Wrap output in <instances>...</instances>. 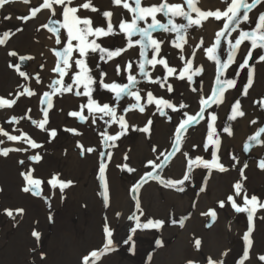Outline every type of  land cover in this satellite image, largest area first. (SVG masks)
<instances>
[{"label": "rangeland", "instance_id": "1", "mask_svg": "<svg viewBox=\"0 0 264 264\" xmlns=\"http://www.w3.org/2000/svg\"><path fill=\"white\" fill-rule=\"evenodd\" d=\"M81 2L82 0H74V5ZM158 2L159 0H143L145 5ZM169 2L181 3L182 0H169ZM36 3L31 1V5H26L22 0H15L11 3L12 5L8 4L0 9V36L5 31L12 34L7 44L0 46V97L14 98L10 97L9 94L22 90L18 88V85L21 84L32 88L38 94L31 97L22 96L11 109H0V126L14 135H18L19 131L22 130L43 145L40 149L29 150L28 152H12L8 157L0 156V188L3 189V191H0V264H82V257L88 255L92 250L102 247L105 217L112 229L115 250L103 256L101 260L97 261V264H162L164 258L169 257V254L172 253L171 251L179 239V233L182 231H185V238L183 239L185 248L183 249V260L178 261V264H187L189 260L194 261L195 264H207L208 257L214 260H222L223 264H240L246 246L243 235L248 227L247 214L236 213L231 205L227 203L226 198L228 195L233 194V185L241 180L240 169L247 163L248 167L244 169L246 179L242 181L244 189L249 196L255 194L264 202V171L258 167L259 161L264 159V146L251 142L252 147L248 152H245L232 142L237 134L242 133L241 125L243 122L247 126V131L249 127L251 128L247 132V138L245 137L244 141L254 135L260 127H264L262 110L256 106L258 109L256 115L251 112L253 101L264 97V62H255V57L261 50H255L253 52L254 59L249 61L250 64L255 63V73L254 83L249 89L248 95L241 94L247 83V69L239 70V64L246 56L247 47H250L246 41L245 44L241 45L236 55V63L227 71V78L236 79V87L225 93L223 104L218 107L213 105L208 109L209 112L214 111L218 117L215 121V128L221 141L218 155L220 162L229 171L221 173L212 170L209 175L208 170L203 167L194 168L191 172V179L183 185L184 192H177L174 189L162 186L156 180H149L139 191V200L144 213L139 217L140 223H146L147 220L151 219L162 220L164 224L158 229L139 228L133 232L132 229L136 228L137 222L128 219L135 212V200L130 189L145 172L151 171L146 164L148 160H153L156 157L152 147L156 146L158 151H170L174 127L182 119V113L187 111L189 114H195L199 110L200 96L210 94L216 75L215 64L207 59L203 49H197L193 64L194 67L203 66V73L194 76L191 83L169 78L168 83H171L174 88L172 93L166 91V86L160 88L157 84L148 83L137 75L140 82L136 87L141 90L142 95L147 91H152L154 95L170 99L176 105L183 102L187 105V108L179 112L167 110L168 115L172 118L170 121L167 117L160 116L154 105H149L144 113H140L138 110L128 111L125 116L130 126L127 133L115 141V147L107 149L101 143V137L99 136V132L105 127L102 121L98 120L93 125L91 117H89L88 122L81 123L78 119L68 115L70 111L79 110L80 104L86 103L87 98L77 97L71 93L54 96L52 97L54 107L49 111L46 127L56 129L57 135L49 142L47 133L32 125L30 120L22 119L18 124L6 123L12 116H24L29 108L31 112L28 115L32 119H42L38 97L43 91L49 90L47 85L54 78L51 69L54 67L55 57L50 51L54 45V39L47 37V42H51L50 45H47L46 36L44 37L45 41L42 43L38 39L42 35V30H44L40 26L48 22L49 14L41 12L36 18L29 19L26 22L19 19V17L28 15L30 7ZM92 3L100 12L105 10L113 12L112 21L117 29L121 18L130 19V15L124 9L113 7L112 0H92ZM198 6L202 10H215L217 8L223 10L225 7L220 0H199ZM260 12H264V4L258 5L256 9L250 12V23L242 24L241 27L244 30L252 29ZM78 14L82 17H91L94 26L106 27V22L99 12L82 9ZM42 16L45 17L43 22L40 23ZM6 17H10V19ZM158 19L164 22L163 17L158 16ZM176 22L184 23L185 21L178 18ZM208 24H212L214 27L209 33L206 31ZM220 26H222V22L209 19L201 28H190L187 34L188 43L184 45L183 53L171 47L170 39L174 38V34L154 33L157 38L165 40L160 56L166 57L170 66L179 69L183 66L179 56L182 54L186 58H192L193 49L199 43L201 37L204 39V46H210L214 41L215 32ZM18 29L21 30L18 31ZM236 35L238 33H233V37ZM137 38L134 37V39ZM97 42L108 49L121 48L126 44L123 34L105 37ZM226 48V43H222V59H226ZM12 50H15L19 55L31 56L33 59L21 62L18 57L7 55ZM33 52L37 53L33 54ZM98 57L99 54L96 53L90 54L88 58L92 75L97 80H99L100 72L104 71L107 73L105 82L110 83L115 80L119 83H127L126 76L123 73L121 76H116L114 66L116 63H120L123 68L124 63L128 60L137 61L139 51L136 48L129 49L122 56L108 63L99 61ZM50 59H52L51 64H49ZM10 62L21 64V70L28 72L33 78L24 81L8 66ZM97 64H99V67H97ZM40 65H44L43 69ZM73 69L75 70V65H73ZM37 73L42 80L41 84H37L34 79ZM134 74H137L136 71H134ZM151 75L153 79L157 76H163L162 67L157 65ZM70 76L71 73L64 78L65 83H71ZM192 88H196L197 91L193 92ZM81 91H83L82 88ZM93 96L101 103L107 102L116 106L118 115L123 114V109L129 104L135 103L132 98L125 97L119 105H116L112 94L101 89L99 84L96 85ZM237 99L241 102L245 116L229 121L228 115L231 111V105ZM84 114L88 115L87 110ZM205 115L207 117V113ZM149 119L153 122L150 135L135 131L131 127L134 125L137 128H143ZM252 120H256L257 123L252 124ZM225 126H231L232 136H228L223 132ZM65 129H76L81 134L74 135L65 131ZM119 131L120 128L116 124L108 128L109 134L114 135ZM206 133V120L190 128L184 139L182 151L188 152L191 158L201 156L205 160H211L212 147H209L208 151H205L203 147ZM0 139L5 140V144L0 145V147H27V145L7 141L2 136H0ZM261 139L264 140V134L261 135ZM78 142L84 145L85 148L92 147L96 151L81 156V150L77 147ZM193 145L197 147L194 148ZM102 151L112 153L106 170L110 193V203L107 208L104 207L103 198L99 194L102 189L101 182L97 178L100 164L99 153ZM34 152H39L43 157L36 164L27 160V156L34 154ZM125 155L128 157L127 160L124 159ZM233 155L237 157L239 163L231 159ZM21 159L25 160L24 166L18 164ZM186 163V158L177 153L170 163L159 170V175L162 179H181L187 170ZM123 164H128L136 171L128 173L126 170L117 167V165ZM234 164L235 167H233ZM29 167H34L35 172L33 175L44 181L42 185L43 196L41 197L21 191L24 180L20 173L26 171ZM53 174H59L61 180H71L74 183L66 188L63 193L57 188L55 194H53L47 184ZM205 180L207 181L206 190L200 192V187L205 186ZM215 181L218 183L214 184ZM219 186H224L225 189L221 188L218 193L216 189ZM148 187L151 190L149 193H145L148 197L147 200L144 190ZM189 192L191 193L189 194ZM186 193L189 194L191 199L190 209L185 212L186 214L184 212L180 213L178 206L171 203L169 205L164 204L165 207L168 206L166 208L167 212L163 210L165 207H162L161 203L156 202L160 208L155 205V195H159L160 199L164 197V194L183 198ZM44 196L50 198L51 207L45 202ZM61 196H63V199H61ZM122 199L125 203L124 208L121 207L120 210H116ZM220 200L226 201L224 208L218 206ZM112 201L113 207L110 205ZM161 202L163 204L164 199ZM237 202L242 203V199L237 198ZM193 204H195V207H193ZM6 208H23L24 213L23 215H17L15 220H12L3 214V210ZM209 209L216 210L217 218L215 222H212L210 217L201 215ZM117 213H120V215L117 216ZM50 214L52 216L51 222L48 219ZM221 215H223V222L220 219ZM186 216L189 218L185 220L183 227H180L178 223H172L173 219L178 221ZM113 222L116 223V228H119V230L112 227ZM209 224H211V227L207 226ZM253 224L254 230L251 234L253 244L250 250V259L245 261L244 264H261L257 258L264 255V209L256 211ZM33 230L41 233L39 243L31 235ZM210 230H213L211 238L213 240L217 238V242L220 243L217 251H212L206 246V237ZM117 234L119 238H117ZM129 236H131V240L125 243ZM196 238H199L202 242L199 250L194 246ZM157 241L161 242L160 245L157 244ZM41 252L46 254L43 260L40 258ZM224 253L227 254L224 255Z\"/></svg>", "mask_w": 264, "mask_h": 264}, {"label": "snow or ice", "instance_id": "2", "mask_svg": "<svg viewBox=\"0 0 264 264\" xmlns=\"http://www.w3.org/2000/svg\"><path fill=\"white\" fill-rule=\"evenodd\" d=\"M15 2V0H0V9L6 5ZM26 5H31V0H22ZM225 5L223 10L217 8L215 10H202L198 4L199 0H182L181 3H172L169 0H159L158 3H151L145 5L143 0H112L113 7H119L126 11L130 15V19L121 18L118 22V29L114 26L112 17L113 12L111 10H105L100 12L96 8L92 0H82L81 3L74 5V0H37L35 5H32L29 9V14L19 17L23 21L34 19L41 12L48 13V22L41 24V28L45 29L51 35L49 39H54V44L59 47L51 48L53 56L55 57L54 67L51 72L54 74V78L51 79L47 85L49 90L43 91L39 95L40 111L42 112V119H32L28 113L31 109H27L26 113L22 117L12 116L6 121L8 124H18L20 120L27 119L31 121V124L37 127L39 130L47 133L49 142L57 135L56 129H48L49 111L54 107L52 97L57 95H63L65 93H71L77 97H86V103H82L79 106V110H73L68 113L70 117L78 119L81 123H86L91 117V123L94 125L97 121H102L105 126L102 131L99 132L101 137V143L105 148L115 147V141L121 138V136L127 133L130 127L125 116L128 111L138 110L140 113H144L149 105H154L156 112L160 116H165L172 119L168 115L167 110L172 112H179L187 108V105L181 102L179 105L174 104L170 99H165L163 96H156L152 91H147L144 95L141 94V90L136 86L140 82L137 79V75L142 77L148 83L157 84L160 88H165L168 93H172L174 88L171 83H168L169 78H175L182 81L191 83L193 77L203 73V66L194 67L193 60L196 55L197 49H203L208 60L213 61L215 64L216 75L214 83L211 87L210 94L207 96H200L199 98V110L195 114H189L187 111L182 113V119L174 127L172 134V142L170 145L171 150L158 151L156 146L152 147L153 153H156V157L153 160H148L146 166L151 171L145 172L139 180L132 186L130 192L132 193L133 199L135 200V212L128 217L129 220H135L136 228L132 229L133 232L139 228H160L163 226L164 221L162 220H147L146 223H140L139 217L142 216L143 209L141 208L139 200V191L144 184L148 183L149 180H156L162 186L166 188L174 189L177 192H184L183 185L186 181L191 179V172L194 168L203 167L208 170L210 175L212 170L224 173L229 171L223 163L220 162L218 155L220 147L219 133L215 128V121L217 115L214 111L209 112L208 109L213 105L217 107L224 103L225 93L232 88L236 87V79L227 78L228 69L236 63V55L240 50L241 45L247 41L250 47H247L246 56L243 61L239 64V70L247 69V83L242 90V95L247 96L249 89L254 83L255 63L250 64L249 61L253 60V52L260 49V53L255 57V62H264V12H260L254 22V27L250 30H244L241 25L250 23V15L258 5L264 4V0H220ZM87 10L91 12H99L106 22L104 26H94L93 19L88 16H81V10ZM195 14V15H193ZM158 16L164 18V22L158 19ZM10 19V17H6ZM180 18L184 23H177L176 20ZM209 19L217 22H222V26L215 32L213 43L205 47L203 37L200 38L199 43L195 45L191 54L192 58H186L184 55H180L179 59L183 62V66L179 69L170 66L166 57L160 56L162 45L165 43L163 38H157L154 33L162 32L168 34H174V38L170 39L171 47L178 49L180 53L184 51V45L188 43L187 34L190 28L203 27L204 23ZM143 25V26H141ZM21 29H18V31ZM39 30V29H38ZM63 30V31H62ZM233 33H238L233 37ZM123 34L126 44L124 47L108 49L103 47L97 41L109 37ZM10 32L5 31L0 36V46L6 45L10 39ZM134 37H138L134 39ZM226 43V59L221 58V45ZM136 48L139 51V57L137 61L128 60L124 63L123 68L120 63H116L114 66L116 76H121L122 73L126 76L127 83H119L113 80L112 82H105L107 73L101 71L99 74V80L92 75V69L89 66L88 58L90 54H99V61L108 63L117 57L123 55V53L129 51V49ZM151 54V55H149ZM10 57H18L19 61L24 62L33 59L31 56L19 55L15 50L7 53ZM75 65V70L73 69ZM157 65H160L163 69V76H157L153 79L151 72L155 71ZM12 68L19 77L23 78L24 81H28L33 77L26 71L21 70V64L10 62L8 65ZM43 69L44 65H40ZM99 67V64H97ZM136 71L137 74H134ZM71 83H65V77L69 76ZM238 74V73H237ZM37 84H41L42 80L37 73L34 77ZM103 90L112 94L116 105L124 100L125 97L132 98L135 103L129 104L123 109V114H117V107L110 103H101L94 98L93 93L96 91V85ZM20 91H16L14 94L10 93V97H0V109H11L22 96H35L38 95L32 88L25 84L18 85ZM81 88L83 91H81ZM196 92V88L191 89ZM253 104L258 106L261 110H264V97H260L253 101ZM87 110L88 115H85ZM207 113V117L206 114ZM245 112L242 110L241 102L239 99L231 105V111L228 115L229 121H234L238 117H244ZM107 118V119H106ZM207 121V133L203 144L204 150L208 151L209 147H212V159L205 160L201 156L195 158L189 157L188 152L182 151L184 139L188 130L198 124L201 121ZM152 120L149 119L147 124L143 128H137L132 125L131 127L135 131H140L145 134H151ZM252 124H256V120L251 121ZM113 124L119 126L120 131L116 134H109L108 128ZM65 131L71 132L74 135H80L76 129H65ZM223 132L228 136H232L231 126H225ZM264 134V127H260L254 135L248 138L249 142L243 145V150L248 152L252 147L251 142H255L261 146H264V140L261 139V135ZM0 136L6 138L7 141L14 142L15 144L27 145V147H0V156L8 157L12 152H28L29 150L40 149L43 147L42 144L38 143L28 133L19 131L18 135L10 134L9 131L5 130L4 127L0 126ZM5 144L4 139H0V145ZM77 147L80 148L81 156L86 153L91 154L96 151L95 148L87 147L77 143ZM193 147H197L193 145ZM180 153L181 156L186 158V171L181 179H162L159 175V170L165 167L171 162L172 158ZM100 155V164L98 171V179L101 182L102 191L99 193L103 198L104 207L107 208L110 203V193L107 182L106 170L107 164L110 162L112 153L108 151H102ZM43 159L39 152H34L32 155L27 156V160L33 164L39 163ZM127 160V155L124 156ZM233 161L239 163L237 157L233 155L231 157ZM21 166L25 165V160L21 159L18 161ZM121 170H126L128 173L136 171L135 168L129 167L128 164L117 165ZM235 167V164L233 165ZM248 167L247 163L244 164L243 168L240 169L241 180L237 181L233 185V194L228 195L226 200L231 205L232 209L236 213H246L248 227L247 231L243 235L245 241V249L243 251V257L240 264H244L245 261L250 259V250L252 248L253 241L251 234L254 230V215L258 209H264V202H262L255 194L249 196L247 191L244 189L242 181L246 179L244 176V169ZM258 167L264 171V159H261L258 163ZM35 172L34 167H29L26 171L20 173L24 180V184L21 191L24 193H30L33 196H43L44 181L40 178H36L33 173ZM74 182L71 180H61L59 174H53L47 181L49 188L55 194V190L59 188L61 193ZM205 186H201L199 191L204 192ZM0 191H3L0 188ZM237 198L242 199V203L237 202ZM63 199V196H61ZM44 200L51 207L49 202L50 198L44 196ZM225 200L218 201L220 208L225 207ZM195 207V204H193ZM24 209H4L3 214L7 217L15 220L17 215H23ZM139 213V215H137ZM120 213H117L119 216ZM201 215L210 217L212 222H215L217 213L215 209H209L207 212L201 213ZM189 217H182L178 221L173 219V224H179L180 227L184 226L185 220ZM49 221H52L51 214L48 217ZM211 227V224L207 225ZM104 242L102 247L99 249L92 250L88 255L82 257V264H97V261L108 253L115 250L112 239V229L107 223L105 217V224L103 227ZM32 237L35 238L37 243L40 241L41 233L33 230L31 233ZM131 240L129 236L125 243ZM160 241L157 244L160 245ZM201 240L196 238L194 240V246L197 250L201 247ZM35 251V249H33ZM227 253H224L226 255ZM45 253H40V258L45 259ZM261 264H264V255H260L257 258ZM187 264H195L194 261L189 260ZM207 264H223L222 260H214L208 257Z\"/></svg>", "mask_w": 264, "mask_h": 264}, {"label": "bare ground", "instance_id": "3", "mask_svg": "<svg viewBox=\"0 0 264 264\" xmlns=\"http://www.w3.org/2000/svg\"><path fill=\"white\" fill-rule=\"evenodd\" d=\"M31 1H34V2H37V0H31ZM12 5V4H11ZM13 6H17V7H19L18 5H13ZM22 8V7H21ZM44 17L45 16H42V20L40 21V23H42L43 22V20H44ZM213 25L211 24H208V27H207V29H206V31L209 33L210 31H212L213 30ZM42 35H40L41 37L40 38H38L39 39V41H40V43H42L43 41H45V39H44V37L46 36V42H47V37H49V35H51L50 33H47L46 32V30L44 29V30H42ZM51 44V42H47V45H50ZM54 47H59V46H57V45H53L52 46V48H54ZM35 53H37V52H35ZM34 52H33V54H35ZM51 62H52V59H50L49 60V64H51ZM257 111H258V109H257V107H256V105H254L253 104V106H251V112L253 113V115H256V113H257ZM260 111V110H259ZM262 112V114H264V110H262L261 111ZM251 116V115H250ZM251 118V117H250ZM241 128H242V133L240 132L239 134H237L235 137V139H232V142H234V144H235V146H239V148H242L243 149V145L246 143V142H248V140L246 139V141H244L245 140V137L247 138V132L251 129L250 127L248 128V131H247V126H246V124H245V122H243L242 123V125H241ZM237 133V132H236ZM164 140V139H163ZM218 181V180H217ZM217 181H215V183L214 184H216V183H218ZM20 183H21V181H20ZM221 188L222 189H225V187L223 186V187H221V186H219L217 189H216V192H218L219 193V191L221 190ZM151 189H150V187H148V189H145L144 190V195L146 196V194L145 193H149V191H150ZM191 192H189V194H190ZM189 194L188 193H186V195L183 197V198H178V197H175V196H173V195H169V194H164V197L163 198H159L160 196L159 195H155V198H154V200H155V205H157V203L156 202H158V203H161L160 205H162V207L164 206V204H167V205H169L170 203L171 204H174V205H176V206H178V208H179V210H180V213H185V212H188L189 211V209H190V198H189ZM147 197V196H146ZM147 200H148V197L146 198ZM162 199H164V203L162 204V202H161V200ZM127 201V200H126ZM124 202H123V199H122V201L120 202V205H117V209L116 210H120V208L122 207V208H124ZM111 207H113V201L111 202ZM115 205V204H114ZM166 205V206H167ZM157 207L158 208H160V206L159 205H157ZM157 207H154V208H157ZM165 207V206H164ZM168 207V206H167ZM167 207H165V209H163V210H165L166 212H167V210H166V208ZM186 214V213H185ZM168 219V218H167ZM220 219H221V221L223 222L224 221V219H223V215H221V217H220ZM220 219H219V221H220ZM112 227L114 228V229H117V230H119V228H116V223L115 222H113L112 223ZM212 231L213 230H210V232H209V234L207 235V237H206V242H207V247L210 249V250H212V251H217L218 250V248L220 247V243H218L217 242V238H216V240H213V238H211V234H212ZM117 238H119V236H118V234H117ZM185 238V231H182V232H180L179 233V239H178V241L176 242V244L174 245V248H173V250L171 251L172 253L171 254H169L170 256L169 257H165L164 258V260H163V263L162 264H178V261H182L183 259V249L185 248V244L183 243V239Z\"/></svg>", "mask_w": 264, "mask_h": 264}]
</instances>
